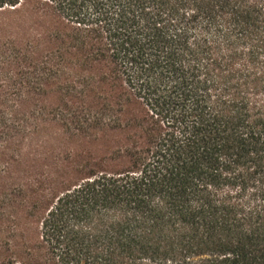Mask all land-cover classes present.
<instances>
[{
    "label": "trees",
    "instance_id": "16d2710c",
    "mask_svg": "<svg viewBox=\"0 0 264 264\" xmlns=\"http://www.w3.org/2000/svg\"><path fill=\"white\" fill-rule=\"evenodd\" d=\"M0 264H264V0H0Z\"/></svg>",
    "mask_w": 264,
    "mask_h": 264
},
{
    "label": "rangeland",
    "instance_id": "374dc122",
    "mask_svg": "<svg viewBox=\"0 0 264 264\" xmlns=\"http://www.w3.org/2000/svg\"><path fill=\"white\" fill-rule=\"evenodd\" d=\"M6 233H3L2 231L0 232V236H5Z\"/></svg>",
    "mask_w": 264,
    "mask_h": 264
}]
</instances>
